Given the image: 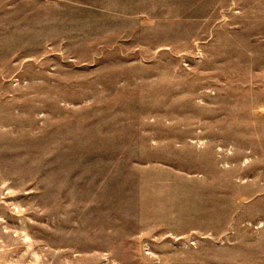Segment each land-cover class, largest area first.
Masks as SVG:
<instances>
[{
	"label": "rangeland",
	"instance_id": "374dc122",
	"mask_svg": "<svg viewBox=\"0 0 264 264\" xmlns=\"http://www.w3.org/2000/svg\"><path fill=\"white\" fill-rule=\"evenodd\" d=\"M0 264H264V0H0Z\"/></svg>",
	"mask_w": 264,
	"mask_h": 264
}]
</instances>
